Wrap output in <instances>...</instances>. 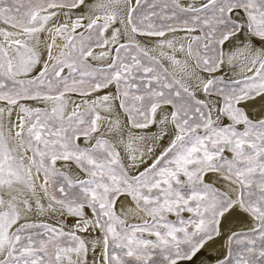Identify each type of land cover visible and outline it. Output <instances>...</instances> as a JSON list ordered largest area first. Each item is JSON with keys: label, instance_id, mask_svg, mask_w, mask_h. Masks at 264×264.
I'll return each instance as SVG.
<instances>
[{"label": "snow or ice", "instance_id": "6c2138e0", "mask_svg": "<svg viewBox=\"0 0 264 264\" xmlns=\"http://www.w3.org/2000/svg\"><path fill=\"white\" fill-rule=\"evenodd\" d=\"M0 264H264V0H0Z\"/></svg>", "mask_w": 264, "mask_h": 264}]
</instances>
